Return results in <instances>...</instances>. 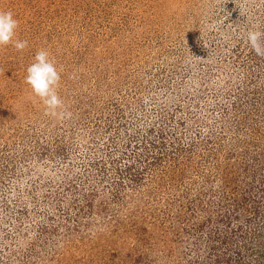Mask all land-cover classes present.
Listing matches in <instances>:
<instances>
[{
    "label": "rangeland",
    "instance_id": "1",
    "mask_svg": "<svg viewBox=\"0 0 264 264\" xmlns=\"http://www.w3.org/2000/svg\"><path fill=\"white\" fill-rule=\"evenodd\" d=\"M0 264H264V0H0ZM47 49L71 116L25 82Z\"/></svg>",
    "mask_w": 264,
    "mask_h": 264
},
{
    "label": "clouds",
    "instance_id": "2",
    "mask_svg": "<svg viewBox=\"0 0 264 264\" xmlns=\"http://www.w3.org/2000/svg\"><path fill=\"white\" fill-rule=\"evenodd\" d=\"M19 21L12 11L0 10V49L12 45L17 51L28 47L27 40L17 37ZM246 45L259 57H264V30L259 24H253L246 31ZM47 49H40L34 56V61L26 69L24 82L30 86L32 93L38 97L44 106L45 115L64 119L71 116L64 106V101L58 93L61 83V73L57 70L55 60L50 59Z\"/></svg>",
    "mask_w": 264,
    "mask_h": 264
}]
</instances>
